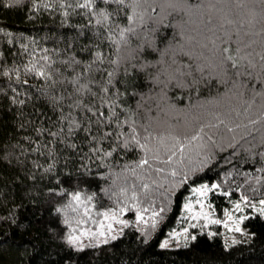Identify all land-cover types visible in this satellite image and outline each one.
I'll use <instances>...</instances> for the list:
<instances>
[{
  "label": "trees",
  "instance_id": "1",
  "mask_svg": "<svg viewBox=\"0 0 264 264\" xmlns=\"http://www.w3.org/2000/svg\"><path fill=\"white\" fill-rule=\"evenodd\" d=\"M78 2L83 0H0V264H264L259 221L231 247L216 224L215 235L198 233L183 245L159 246L167 231L180 226L182 206L193 200L196 187L220 185L205 200L217 219L242 194L264 199V172L257 171L264 168L258 155L264 152V0H129L126 8L96 0L97 9L112 13L104 26ZM125 27L135 32L121 42L119 29ZM224 47L233 55H239L236 49L251 52L254 67L242 61L236 76L221 62ZM97 53L103 63L92 64ZM33 65L52 79L27 72ZM81 85L90 91L77 92ZM105 100L125 109L120 121H136L140 142L150 151L132 143L129 126L117 127L115 117L110 124L90 123L97 118L87 108L108 113ZM72 121L80 128L69 133ZM201 128L202 139L177 152L173 163H162L174 150L172 136L187 143ZM108 131L113 136L102 139ZM119 132L129 139L127 148L116 147ZM73 143L75 149L68 146ZM94 146L116 151L90 161ZM141 159L149 164L135 168ZM172 170L178 175H169ZM143 184L150 186L147 195ZM125 187L138 193L120 216L131 217L129 226L99 247L96 240H83L80 251L70 247L65 239L70 227H78L83 206L73 212L67 193L80 191L85 200L95 194L92 219L82 227L96 229L93 221L102 217L95 213L124 207L118 194ZM111 193L116 195L110 199ZM143 208L149 209L143 213L148 223L137 224ZM161 208L152 227L151 211Z\"/></svg>",
  "mask_w": 264,
  "mask_h": 264
},
{
  "label": "snow or ice",
  "instance_id": "2",
  "mask_svg": "<svg viewBox=\"0 0 264 264\" xmlns=\"http://www.w3.org/2000/svg\"><path fill=\"white\" fill-rule=\"evenodd\" d=\"M100 2L104 5H108L110 6L111 4H116L120 7H127L129 0H100ZM96 5V0H83L82 3L78 2L77 3V7L80 9H87L88 11H90L92 13V15L94 17H96V24L98 25H109L111 24V16L112 13L108 12L106 9L104 8H99L97 9L95 7ZM45 7H49V5H44ZM61 7H64L63 2L61 3ZM68 13L65 12L64 15H67ZM129 25H132L135 23V13H133V15H128L127 16ZM117 27H119L117 25ZM135 32L134 27H125V28H120L119 29V37H120V41L121 42H126V34L127 33H133ZM109 38L116 43L117 41L115 40L114 36H109ZM235 52L239 55H233L232 54V50L229 47H224L221 50V62L222 64H226V65H230V67L235 71V75L236 76H240L242 75V73L240 72V68L242 67V61L247 60L248 64L247 67H254V65L252 64L251 61V57H252V53L251 52H247L244 54H240L241 53V49H236ZM42 59L45 62L49 61V57L48 56H44L42 57ZM261 60L264 61V56H261ZM97 61H99L100 63H103V59L100 53L96 54V58L95 60L92 62V64H95ZM79 63V62H77ZM112 63H117L116 61H112ZM92 64H89L88 68L85 69V72H89L92 68ZM26 71L29 73H35V75L37 77L46 79V80H50L52 79L51 75H49L47 72H45L44 70H39L37 71L35 66H31L26 68ZM4 75H8L7 72L3 73ZM107 75L109 77H112L113 73L109 72L107 73ZM111 82V81H109ZM25 83H27V81H25ZM81 90H85V91H90V89H88L87 85H81L79 87H77L76 91L80 92ZM103 91L108 94L109 93V89L108 88H104ZM95 95V94H93ZM21 103H23V101H21ZM102 107L109 109V112L106 113L105 111L99 110V109H93L92 107H88L87 111L92 113V116L96 117V121H90V123L95 122L99 125H103L105 123H111V118L115 117L116 119V123H117V127H123V125H128L131 131V136H130V140L132 143L139 145V147L141 148V150L147 152L150 151V149L148 148L147 143H141L140 142V137L139 134L137 132V126H136V121L131 117L128 116L126 117V119H124L123 121L119 120V115L122 112H125V109L121 107V105L119 103H117L114 100H105L102 103ZM120 109L119 112L116 111V109ZM64 120H67L68 117H64ZM255 123V122H253ZM214 127V126H213ZM80 128V124L77 121H72L71 122V126L68 127L67 131L69 133H74V129H79ZM64 131L63 128H61L60 132L62 133ZM85 131H90L89 129H85ZM146 131V130H145ZM228 131H233V129L229 128ZM203 132V128L200 129L199 132H197L196 134L192 135L190 139L187 140V143H185L183 140H181L179 138V135H175L172 136L171 138L175 141L174 145H173V151L171 152V155L168 157V159L166 161H162V163H173V159L172 157L176 156L177 152L183 154L185 151V148L192 144V142L198 140V139H202L201 133ZM49 135L51 137H57L58 135H60V133L57 132H49ZM116 140H117V144L116 147H124L127 148L129 145V139H125V133L124 132H119L116 133ZM113 136V132L108 131V132H104L102 139H107L108 137ZM150 138V134L149 135H145L144 136V140L148 141ZM96 138L93 137V140H95ZM209 140H211V137H209ZM122 141V143H121ZM69 147L75 149L77 146L73 143L68 145ZM116 147H113L110 151H105L102 147L100 146H94L90 149L91 152V156L87 157L88 160L92 161L93 158H95V160H104L106 158H109L112 156L113 152L116 151ZM258 155L264 157V152L258 153ZM149 161L148 159H141L136 165L135 168H144V166L148 165ZM135 168H133V172L135 171ZM49 169H45V171H48ZM163 169H156V172H162ZM258 172H264V168L261 169H257ZM169 175L175 177L178 175V172L176 170H172ZM247 182V181H246ZM256 182L259 184L261 182V178L257 177L256 178ZM155 183V182H153ZM143 192L145 195H147L150 192V186L148 184H143L142 186ZM162 187V185H161ZM220 188V185L218 184H212L211 187H209L208 185H202L199 188H194L192 189V191L197 194V200H196V204H198L200 206V210L194 211L193 209V204L191 202H188L184 205V210L185 212L190 214V219L194 220V221H203V224H200L199 226L202 228H207L209 225L211 224H223V226L226 228V230L229 233H240L241 235H246V233H244L243 229L241 228V224H243L244 220L249 219L248 216H244L241 215L239 217H237L236 215H234V213H242L244 212V208L245 207H250L254 212H257L259 215L264 216V199L259 200L258 202H252L249 197L247 195H241L239 202L234 203L232 206V210L231 211H226L225 212V217L226 220L222 221L220 219H213V212L210 211L211 209V205L206 204L204 201L207 198V194L209 192H212L214 190H218ZM106 194H109V190L108 189H104L103 190ZM58 195H64V192H59L56 193ZM224 196H229L231 195L230 192H223L222 193ZM67 195L70 197V201L71 203L68 205L69 208H71V210L73 212H77L78 209L81 208V206H83V211L80 213L81 218L76 220V224L78 225V227L72 228L70 227V231L66 236L65 242L73 248H76V250L80 251L83 250L84 247H86V245H84L82 243L83 240H96L97 243L96 247H99L101 243L103 244H107L109 242V239L111 240H115L117 239L116 235H112V233L114 231H116L113 227V224H117V225H123V227H128V221L122 220L120 219V216L127 210L128 207H130V205H128L127 201L131 200L133 202L138 200V193L136 191H132L131 194H129V190L128 188H121L120 192H119V196L123 197L124 199L121 201L124 204V207H119L116 210L113 209H107L105 211H99L97 213H95V215L102 217L101 220L98 221H93V223L96 224V229L95 231H93V229L91 227H82V225L86 224L88 222V220L92 219L93 216V211H92V207H90L89 205L91 204V202L94 199L95 194L93 195H89L87 196L86 200L84 198H82V193L80 191H75L72 193H67ZM112 195H116V193H111L109 195V198L111 199ZM73 205H75V207H73ZM94 207V206H93ZM165 209L161 208L159 212L152 210L151 211V216L149 217V219L151 220V226L155 227L156 225V217H158L160 215V212H163ZM56 211L59 213L62 211V209L57 208ZM149 211L148 208H143L140 210H137L136 212V222L137 224L143 222L145 224L148 223V221L145 219V216L143 215V213H147ZM188 218V217H186ZM64 224L65 225H70V221L68 219L64 220ZM198 224L197 223H191L189 224L188 227L183 229L182 233H172L170 235V239L172 240H179V237L181 235H184L185 237H187L188 234V228H195L197 227ZM215 235V233H209V236ZM104 238V239H100V238ZM193 240L196 239L195 236L191 237ZM241 243V241L236 240V239H232L231 245H226L227 247H231L232 245ZM169 246L168 241L163 242L160 247L161 248H167Z\"/></svg>",
  "mask_w": 264,
  "mask_h": 264
},
{
  "label": "rangeland",
  "instance_id": "3",
  "mask_svg": "<svg viewBox=\"0 0 264 264\" xmlns=\"http://www.w3.org/2000/svg\"><path fill=\"white\" fill-rule=\"evenodd\" d=\"M199 187H196V188H199ZM192 195H193V200L190 199L188 202H191L193 204L194 211L198 212L200 210V206L198 204H196V200L198 198L197 194H195L193 192ZM259 200H261V199H256V200H253V201L251 200V201L252 202H258ZM204 202L206 203V201H204ZM237 202H239V201H237ZM184 205L182 206V212H181V216H180V218H181V220L179 222L180 226L177 228H174L172 230L167 231V234L160 239L159 246L163 242L168 241V244H169L168 247H177V246L183 245V244L188 243L189 241L193 240L191 237L195 236L198 233L209 234L210 232L213 233L215 231V229L213 227L214 224L209 225L207 228H202L199 225L203 224V221L197 222V221L191 220L190 214L185 212V210H184ZM231 210H232V207L227 211H231ZM234 215H236L237 217H239L241 215L249 217V219L244 220L243 224H241V228L243 229L244 233H246V235H241L240 233H229L226 230V228L223 226V224H216L220 229L219 234L221 236L222 241L225 243V245L231 244L232 239L241 240V239L247 238L249 236V234L252 232V227H253L255 222H257V221L264 222V216H261L257 212H254L250 207H245L244 212L234 213ZM186 217H188V218H186ZM212 218L217 219L214 215L212 216ZM120 219L128 221V224H129L131 217L124 216V217H120ZM220 220H222V221L226 220L225 214H224V217ZM191 223H197L198 226L195 228L189 227L187 237H185L184 235H181L179 237L178 241L170 239V235L172 233H182L183 229L188 227L189 224H191ZM113 227L116 231H114L112 233V235H116V236H118L122 232V230L125 228V227H123V225H117L115 223L113 224ZM93 231H95V229H93ZM100 239H104V238L102 237Z\"/></svg>",
  "mask_w": 264,
  "mask_h": 264
}]
</instances>
